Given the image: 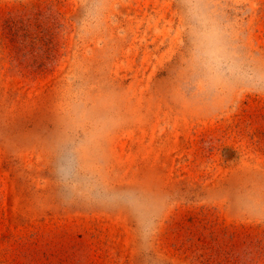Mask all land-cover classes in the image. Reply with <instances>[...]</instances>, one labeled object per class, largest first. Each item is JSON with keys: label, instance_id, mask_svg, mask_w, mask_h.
I'll return each mask as SVG.
<instances>
[{"label": "rangeland", "instance_id": "1", "mask_svg": "<svg viewBox=\"0 0 264 264\" xmlns=\"http://www.w3.org/2000/svg\"><path fill=\"white\" fill-rule=\"evenodd\" d=\"M200 6L264 74V0ZM191 29L180 0H0V264H264V89L209 81Z\"/></svg>", "mask_w": 264, "mask_h": 264}, {"label": "clouds", "instance_id": "2", "mask_svg": "<svg viewBox=\"0 0 264 264\" xmlns=\"http://www.w3.org/2000/svg\"><path fill=\"white\" fill-rule=\"evenodd\" d=\"M180 2L192 24L191 35L195 58L206 71L209 81L218 82L224 75L241 73L253 88L258 91L264 89V74L252 69L241 68L239 61L224 42L220 28L207 11L200 6L202 0H180ZM57 175L67 185H71L76 179L78 164L72 147L66 148L59 158ZM96 194L102 198L119 199L136 208L142 217V230L145 232L149 230L147 214L137 205L133 194H109L107 192H97Z\"/></svg>", "mask_w": 264, "mask_h": 264}]
</instances>
